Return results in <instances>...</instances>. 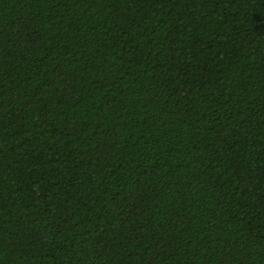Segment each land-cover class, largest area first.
<instances>
[{
  "label": "trees",
  "instance_id": "trees-1",
  "mask_svg": "<svg viewBox=\"0 0 264 264\" xmlns=\"http://www.w3.org/2000/svg\"><path fill=\"white\" fill-rule=\"evenodd\" d=\"M0 264H264V0H0Z\"/></svg>",
  "mask_w": 264,
  "mask_h": 264
}]
</instances>
